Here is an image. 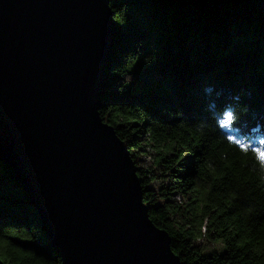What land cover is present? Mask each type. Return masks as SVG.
I'll return each mask as SVG.
<instances>
[{
	"label": "trees",
	"instance_id": "1",
	"mask_svg": "<svg viewBox=\"0 0 264 264\" xmlns=\"http://www.w3.org/2000/svg\"><path fill=\"white\" fill-rule=\"evenodd\" d=\"M109 5L118 36L99 113L129 150L150 220L181 264H264V0ZM0 264H60L1 160Z\"/></svg>",
	"mask_w": 264,
	"mask_h": 264
},
{
	"label": "water",
	"instance_id": "2",
	"mask_svg": "<svg viewBox=\"0 0 264 264\" xmlns=\"http://www.w3.org/2000/svg\"><path fill=\"white\" fill-rule=\"evenodd\" d=\"M113 0H0V160L60 264H181L99 110Z\"/></svg>",
	"mask_w": 264,
	"mask_h": 264
},
{
	"label": "rangeland",
	"instance_id": "3",
	"mask_svg": "<svg viewBox=\"0 0 264 264\" xmlns=\"http://www.w3.org/2000/svg\"><path fill=\"white\" fill-rule=\"evenodd\" d=\"M138 139H140V138H138ZM139 141H141L140 147H143L144 142H142V140H139ZM133 148L135 149L136 147H133ZM149 151H151L150 148H148V150H146V154H148ZM139 153L142 155L143 152L139 151ZM151 153L153 154V151H151ZM201 241L202 240H197L195 243L201 248L203 253H209L212 251H217V252L221 253L223 251V247L219 242H210V241H206V240H203L202 242Z\"/></svg>",
	"mask_w": 264,
	"mask_h": 264
},
{
	"label": "bare ground",
	"instance_id": "4",
	"mask_svg": "<svg viewBox=\"0 0 264 264\" xmlns=\"http://www.w3.org/2000/svg\"><path fill=\"white\" fill-rule=\"evenodd\" d=\"M146 150H148V147H145V151L143 152L144 154H142V156H141V159H142V162L145 164V165H148L149 164V162L151 161V159L149 158V155L148 154H146ZM138 165H139V163H138ZM145 165H143V166H145ZM140 166V165H139ZM160 184V181L158 180V179H155L153 182H152V186L154 187V186H157V185H159ZM177 196V195H176ZM175 196V197H176ZM177 199H178V201L180 200V196H177ZM198 240H202L201 238H198Z\"/></svg>",
	"mask_w": 264,
	"mask_h": 264
},
{
	"label": "snow or ice",
	"instance_id": "5",
	"mask_svg": "<svg viewBox=\"0 0 264 264\" xmlns=\"http://www.w3.org/2000/svg\"><path fill=\"white\" fill-rule=\"evenodd\" d=\"M233 119V115L228 114L224 117V122L221 123V126L226 127L227 126V122L231 121ZM261 155H264V152L261 153ZM145 204H148L149 202L147 200L144 201Z\"/></svg>",
	"mask_w": 264,
	"mask_h": 264
}]
</instances>
